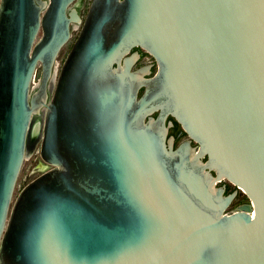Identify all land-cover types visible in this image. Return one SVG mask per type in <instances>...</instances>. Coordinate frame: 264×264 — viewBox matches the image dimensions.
Wrapping results in <instances>:
<instances>
[{
    "label": "water",
    "instance_id": "obj_1",
    "mask_svg": "<svg viewBox=\"0 0 264 264\" xmlns=\"http://www.w3.org/2000/svg\"><path fill=\"white\" fill-rule=\"evenodd\" d=\"M80 3L0 0V264H264V0Z\"/></svg>",
    "mask_w": 264,
    "mask_h": 264
},
{
    "label": "rangeland",
    "instance_id": "obj_2",
    "mask_svg": "<svg viewBox=\"0 0 264 264\" xmlns=\"http://www.w3.org/2000/svg\"><path fill=\"white\" fill-rule=\"evenodd\" d=\"M77 28L76 27H73L72 28V31H71V37L69 39V41L63 45V47L61 48V50L59 51V54H58V57H57V65L55 67V74H54V78H53V81H52V88L55 84V81H56V78H57V75H58V71H59V68L62 64V61L64 59V57L66 56L67 52L69 51L74 39H75V36H76V33H77ZM40 36V33L38 34V37ZM149 58L148 56L138 60L136 62V64L134 65V68L139 66V65H142L146 62H148ZM156 69L153 70V72L155 71ZM39 77H40V67L38 66L37 67V70H36V73L34 75V78H33V82H32V85H36L39 81ZM186 138L185 135H182L178 138H176V141H175V144H177L178 142H180L182 139ZM40 139L36 140V142L32 145L31 143V147L30 149H28L27 151V154H26V157L23 161V164H22V168H21V171L19 173V176H18V179H17V182H16V186H15V190H14V195L17 194V192L27 183L29 182L30 180H32L33 178H35L36 176H38L40 173H41V170L37 167L38 163L41 161L40 159V156H39V145H40ZM224 182L226 183L227 185V191H231L232 189L235 188V186L230 183L229 181L227 180H224ZM246 199V196L244 195L243 191L241 189H238V192H237V195L236 197L234 198V200L232 201V203L230 204V206L226 209V211H230V210H233L234 207L239 204L242 200H245Z\"/></svg>",
    "mask_w": 264,
    "mask_h": 264
},
{
    "label": "flooded vegetation",
    "instance_id": "obj_3",
    "mask_svg": "<svg viewBox=\"0 0 264 264\" xmlns=\"http://www.w3.org/2000/svg\"><path fill=\"white\" fill-rule=\"evenodd\" d=\"M80 6H78V8H77V11H78V13H79V15H80V17H81V20H83L84 19V17H85V14H86V11H87V8H88V6H89V3H90V0H80ZM81 25H82V22L80 23V24H76V25H72V28L73 27H76L77 29V33H76V36H77V34L79 33V31H80V28H81ZM75 36V37H76ZM134 50H137L138 51V53H139V59L138 60H140V59H142V58H144V57H146V56H148V58H149V60H148V62H146V63H144V64H142V65H147V64H150L151 66H150V70H151V74H153L154 72H153V70L154 69H157V64H156V62H155V59L148 53V52H146L144 49H142V48H135ZM140 66V65H139ZM169 119H171L172 120V122H173V125L169 128V133L170 134H173L174 136H175V138H178V137H180V136H182V135H185V133L183 132V130H182V128H181V126L173 119V118H169ZM186 136V135H185ZM185 139V138H184ZM183 140V139H182ZM227 186V185H226ZM243 201H245V200H242L240 203H242Z\"/></svg>",
    "mask_w": 264,
    "mask_h": 264
},
{
    "label": "bare ground",
    "instance_id": "obj_4",
    "mask_svg": "<svg viewBox=\"0 0 264 264\" xmlns=\"http://www.w3.org/2000/svg\"><path fill=\"white\" fill-rule=\"evenodd\" d=\"M31 144V143H30Z\"/></svg>",
    "mask_w": 264,
    "mask_h": 264
}]
</instances>
